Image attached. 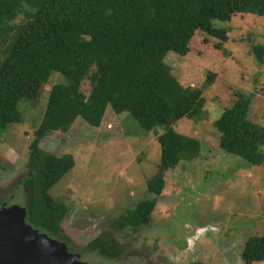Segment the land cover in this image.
<instances>
[{"label":"trees","instance_id":"trees-1","mask_svg":"<svg viewBox=\"0 0 264 264\" xmlns=\"http://www.w3.org/2000/svg\"><path fill=\"white\" fill-rule=\"evenodd\" d=\"M237 14L264 18V0H0V136L23 121L18 110L22 100L37 98L54 74L66 80L49 88L29 145L24 185L31 191L26 202L31 226L54 234L69 214L50 190L74 167L73 157L45 152L41 141L55 132H69L78 118L99 127L108 107L116 115L129 114L146 131L165 129L157 136L160 163L147 184L151 197L110 222L116 231L149 225L165 172L200 152L198 140L171 126L205 115L202 89L183 87L164 58L169 52L185 56L196 32L216 39L214 47L223 50L229 31L214 22L229 23ZM252 55L264 66V45L254 47ZM250 106L248 95L235 93L214 126L222 151L261 166L264 127L249 121ZM88 247L111 260L122 252L107 233ZM241 259L244 264L264 261V232L246 242Z\"/></svg>","mask_w":264,"mask_h":264},{"label":"rangeland","instance_id":"rangeland-1","mask_svg":"<svg viewBox=\"0 0 264 264\" xmlns=\"http://www.w3.org/2000/svg\"><path fill=\"white\" fill-rule=\"evenodd\" d=\"M214 25L229 31L223 50L214 47L216 39L196 32L185 56L169 52L164 58L183 87L202 89L205 115L171 126L198 140L200 152L165 172L149 225L116 231L110 222L151 197L147 184L160 163L157 136L165 129L146 131L129 114L116 115L110 107L97 128L78 118L69 132H55L41 141L45 152L73 157L74 167L50 190L68 206L69 214L54 235L28 224L25 204L31 191L21 182L49 88L66 83L58 74L41 87L37 98L20 102L23 121L0 136V203H8L0 211L18 209L19 218L25 210L26 226L64 245L85 264H244L246 242L264 232V165L253 166L222 151L214 122L241 92L251 98L249 121L264 127V66L252 55L254 47L264 45V18L237 14L229 23ZM83 90L88 92L87 81ZM18 218L12 223L18 224ZM106 233L121 246L117 260L88 247Z\"/></svg>","mask_w":264,"mask_h":264},{"label":"water","instance_id":"water-1","mask_svg":"<svg viewBox=\"0 0 264 264\" xmlns=\"http://www.w3.org/2000/svg\"><path fill=\"white\" fill-rule=\"evenodd\" d=\"M18 209L0 211V264H85L78 255H70L64 245L26 226ZM18 218V224H13Z\"/></svg>","mask_w":264,"mask_h":264},{"label":"flooded vegetation","instance_id":"flooded-vegetation-1","mask_svg":"<svg viewBox=\"0 0 264 264\" xmlns=\"http://www.w3.org/2000/svg\"><path fill=\"white\" fill-rule=\"evenodd\" d=\"M23 180H22V182H21V185H23V187H24V189L25 190H29V188L26 186V185H24V182L26 181V179H27V177H28V168L26 169V172L24 173V175H23ZM28 198H29V196L26 198V202H27V200H28ZM7 204L8 203H5V204H3L2 202L0 203V209H2V208H5V207H8L7 206ZM25 209H26V204H25ZM26 219H27V217H26ZM65 221V219L62 221V223ZM28 222V221H27ZM62 223H61V225H60V228L62 227ZM28 224H29V222H28ZM30 225V224H29ZM33 227V226H32ZM62 229V228H61ZM58 232H55L54 234H57ZM54 234H50V235H54Z\"/></svg>","mask_w":264,"mask_h":264}]
</instances>
